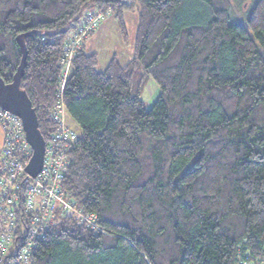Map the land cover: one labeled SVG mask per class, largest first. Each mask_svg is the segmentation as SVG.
Wrapping results in <instances>:
<instances>
[{
    "label": "trees",
    "instance_id": "trees-1",
    "mask_svg": "<svg viewBox=\"0 0 264 264\" xmlns=\"http://www.w3.org/2000/svg\"><path fill=\"white\" fill-rule=\"evenodd\" d=\"M240 1L0 0V77L21 35L20 87L44 139L71 33L110 11L125 40L123 13L137 11L125 65L113 54L97 70L83 39L70 59L62 96L80 134L62 185L94 219L59 218L30 264L264 263V0L243 21Z\"/></svg>",
    "mask_w": 264,
    "mask_h": 264
},
{
    "label": "built area",
    "instance_id": "built-area-1",
    "mask_svg": "<svg viewBox=\"0 0 264 264\" xmlns=\"http://www.w3.org/2000/svg\"><path fill=\"white\" fill-rule=\"evenodd\" d=\"M105 14L88 13L71 33L61 59V83L50 119L54 130L44 139L41 170L31 176L25 169L31 147L25 140L20 119L0 107V125L5 130L0 162V264H30L37 241L43 240L56 221L66 216L92 222L74 206L62 185L67 167L66 150L76 138L66 122L62 89L70 72V59L80 41L96 29Z\"/></svg>",
    "mask_w": 264,
    "mask_h": 264
},
{
    "label": "rangeland",
    "instance_id": "rangeland-1",
    "mask_svg": "<svg viewBox=\"0 0 264 264\" xmlns=\"http://www.w3.org/2000/svg\"><path fill=\"white\" fill-rule=\"evenodd\" d=\"M257 0H241L239 3L233 5V15L236 19L243 21L248 14L251 7ZM248 10V11H247ZM105 17L100 21L94 31H92L85 40V51L87 53L96 52L97 54V70H103L113 54L116 55L118 62L125 65L132 56L131 50L135 37L137 24V11L132 9L123 13V22L125 26L126 38L124 40L121 33L119 23L115 16L110 12H105ZM233 20H235L232 17ZM236 20V21H238ZM239 22V21H238ZM142 98L151 105L157 96V87L152 80H148L142 89ZM66 122L71 130L77 136L80 134L78 127L71 119ZM258 264V263H255ZM264 264V263H262Z\"/></svg>",
    "mask_w": 264,
    "mask_h": 264
},
{
    "label": "water",
    "instance_id": "water-1",
    "mask_svg": "<svg viewBox=\"0 0 264 264\" xmlns=\"http://www.w3.org/2000/svg\"><path fill=\"white\" fill-rule=\"evenodd\" d=\"M16 41L20 49V59L10 82L6 83L0 77V107L20 119L25 140L31 147V156L25 169L31 176H35L43 164L45 141L38 127L35 108L26 91L20 87L28 53L21 35L16 38Z\"/></svg>",
    "mask_w": 264,
    "mask_h": 264
},
{
    "label": "crops",
    "instance_id": "crops-1",
    "mask_svg": "<svg viewBox=\"0 0 264 264\" xmlns=\"http://www.w3.org/2000/svg\"><path fill=\"white\" fill-rule=\"evenodd\" d=\"M2 143H3V131L1 129V127H0V153H1Z\"/></svg>",
    "mask_w": 264,
    "mask_h": 264
}]
</instances>
